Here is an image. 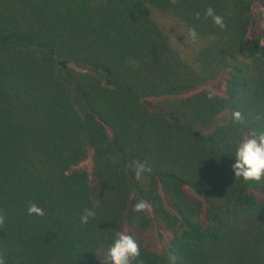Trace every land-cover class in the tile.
Segmentation results:
<instances>
[{
    "label": "trees",
    "instance_id": "1",
    "mask_svg": "<svg viewBox=\"0 0 264 264\" xmlns=\"http://www.w3.org/2000/svg\"><path fill=\"white\" fill-rule=\"evenodd\" d=\"M253 130L264 0H0L5 264H108L118 231L132 264H264V178L231 171Z\"/></svg>",
    "mask_w": 264,
    "mask_h": 264
},
{
    "label": "clouds",
    "instance_id": "2",
    "mask_svg": "<svg viewBox=\"0 0 264 264\" xmlns=\"http://www.w3.org/2000/svg\"><path fill=\"white\" fill-rule=\"evenodd\" d=\"M172 4H176L177 0H170ZM205 17H211L215 26L220 29L225 28L223 18L215 14L214 10L209 7L205 9ZM200 14L196 13V18L199 19ZM188 37L194 42L197 39V33L194 28L187 30ZM209 99L212 95L209 94ZM232 119L236 122H243V116L239 111L232 113ZM235 162L231 165V171L234 178L240 179L243 182H259L264 178V132L257 133L253 130L246 138H244L236 147ZM116 162V158H113ZM134 168V175L137 180H140L145 173L151 172L145 162L135 161L131 166ZM149 208V205L144 201H139L133 206V211L143 212ZM29 215H44V210L37 207L35 204H29ZM95 214L89 209H85L80 217L82 224H86L90 217ZM5 217L0 215V225H3ZM141 256L140 245L137 240L127 232L118 231L112 240V243L106 250L108 264H132V261L137 260ZM0 264H5V259L0 254Z\"/></svg>",
    "mask_w": 264,
    "mask_h": 264
},
{
    "label": "rangeland",
    "instance_id": "3",
    "mask_svg": "<svg viewBox=\"0 0 264 264\" xmlns=\"http://www.w3.org/2000/svg\"><path fill=\"white\" fill-rule=\"evenodd\" d=\"M79 167H82L84 169H86L87 171H90L91 169V162L89 159H86L84 161H82L80 164H79Z\"/></svg>",
    "mask_w": 264,
    "mask_h": 264
}]
</instances>
